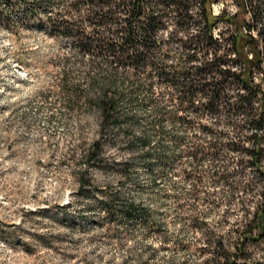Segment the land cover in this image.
Here are the masks:
<instances>
[{"label": "trees", "instance_id": "16d2710c", "mask_svg": "<svg viewBox=\"0 0 264 264\" xmlns=\"http://www.w3.org/2000/svg\"><path fill=\"white\" fill-rule=\"evenodd\" d=\"M217 1L0 0V26L60 45L46 96L67 117L94 122L92 137L76 126L68 149L84 203L77 222L86 211L116 235L146 228L192 250L189 264H264V0H233L235 12L223 15L211 11ZM220 21L225 36L212 32ZM95 171L135 191L166 184L193 241L168 233L120 181L97 185ZM199 203L224 206L213 226Z\"/></svg>", "mask_w": 264, "mask_h": 264}, {"label": "rangeland", "instance_id": "374dc122", "mask_svg": "<svg viewBox=\"0 0 264 264\" xmlns=\"http://www.w3.org/2000/svg\"><path fill=\"white\" fill-rule=\"evenodd\" d=\"M210 8L218 15L236 10L233 0H219ZM228 29L220 21L212 32L225 36ZM62 51L38 30L0 26V264H167L169 255L174 264H189L192 250L180 249L170 237L164 241L146 228L116 235L113 224L93 220L91 212L84 211L85 224L73 217L84 203L75 195L77 166L68 149L77 125L87 137L95 125L91 119L83 124L67 117L46 96L54 81L50 60ZM93 177L100 186L120 181L122 191L155 210L168 233L193 241L196 234L184 221L185 210L177 208L178 200L163 182L135 191L117 174L95 171ZM140 179L146 182V176ZM173 179L179 191L189 186L178 176ZM68 209L71 218L65 221ZM197 209L205 213L204 226L211 227L224 206L199 203Z\"/></svg>", "mask_w": 264, "mask_h": 264}]
</instances>
